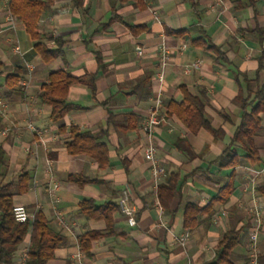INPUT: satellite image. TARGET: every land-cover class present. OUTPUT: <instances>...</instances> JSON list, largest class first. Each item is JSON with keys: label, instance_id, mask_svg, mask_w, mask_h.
Masks as SVG:
<instances>
[{"label": "crops", "instance_id": "0c3cea01", "mask_svg": "<svg viewBox=\"0 0 264 264\" xmlns=\"http://www.w3.org/2000/svg\"><path fill=\"white\" fill-rule=\"evenodd\" d=\"M7 1L0 0V61L6 64V71L18 60L29 64V74L18 89L9 94L5 87L0 89V96L8 102L6 115L0 117V130L9 127L6 136L0 135V145L8 154L7 179L24 167L29 169L33 173L31 187L14 196L15 204L24 205L32 217L43 210L53 226L63 228L56 217L57 207L72 228H63L68 243L56 249L48 264H75L78 236L89 229L106 231L104 220L80 214V201L93 198L98 205L117 202L126 186L134 194L137 224L130 225L126 216L116 211L114 233L93 242L92 257L85 256L87 264H203L215 256L225 230L243 226V241L234 255L238 264H246L249 220L252 224L249 208L257 193L247 184L243 167L235 170L230 200L215 205L219 222H214V215L189 231L184 227V208L190 201L208 204L231 180L233 168L221 167L216 159L229 145L240 121L241 107L234 101L239 93L237 79L242 80L243 74L253 77L264 52V39L260 41L256 32V27L264 29V0H195L196 7L185 0H145L146 7L134 1L84 0L83 8L74 7L72 0H54L52 10L40 23L44 32L63 42V55L51 63L35 53L34 41L8 14ZM113 9L122 20L113 19ZM129 25L143 27L135 33ZM168 30H186L188 38ZM203 33L206 42L219 50L192 43ZM163 43L172 54L161 82L157 72ZM49 44L55 46L54 41ZM183 44L185 48H181ZM138 47L142 55L137 54ZM197 60L201 61L199 68L185 70ZM60 68H68L74 75H95V90L85 83L70 86L68 99L74 106L65 123L107 130L102 139L110 149V164L105 168L84 154H69L65 146L68 134L58 132V125L49 118L50 107L38 101L48 73ZM181 85L206 100L212 125L224 132L217 139L205 128L193 132L185 120L168 114L163 103L164 119L155 129L157 155L166 168L160 183L171 173H178L180 179L171 211L164 209L160 214L140 122L158 92L163 102H180ZM30 122L41 129V138L27 129ZM256 140L264 156V132ZM78 173L92 181L79 184L69 179ZM52 180L60 185L56 204L48 192ZM205 218L207 215H202L201 219ZM161 221L164 226L158 225ZM186 232L189 236L182 245L178 237ZM263 247L264 217L261 250ZM23 251L16 264H23Z\"/></svg>", "mask_w": 264, "mask_h": 264}, {"label": "trees", "instance_id": "16d2710c", "mask_svg": "<svg viewBox=\"0 0 264 264\" xmlns=\"http://www.w3.org/2000/svg\"><path fill=\"white\" fill-rule=\"evenodd\" d=\"M120 3L134 1L139 7H146L145 0H118ZM196 7L195 0H185ZM254 2V0H250ZM54 0H8L7 11L21 23L30 38L34 41V51L45 63H51L57 57L63 55L62 40L48 34L41 29L43 16L52 10ZM76 8H83L84 0H72ZM113 19L122 17L113 9ZM133 32L137 33L143 27L141 25H129ZM173 35L188 38L186 30H168ZM260 41L264 39V29L256 27ZM202 37L192 39L195 45H207L219 50L213 44H208ZM49 41H54L55 46H50ZM221 55H224L222 52ZM264 52L259 57V67L253 77L243 74L244 78L237 79L239 93L234 101L240 105V121L235 127L231 140L226 149L218 156L216 161L221 167L233 168L231 180L219 189L216 197L204 206L190 201L184 208V227L191 231L204 221H211L215 215L217 203L226 204L234 189L236 168L244 165L261 166L264 156L257 144L256 138L264 132ZM6 64L0 61V89L6 88L7 94L18 89L22 80L28 76L27 64L18 60L11 71H6ZM95 75L86 73L74 75L68 68H60L48 73V81L43 83L38 94V101L42 105L50 107L49 118L58 125L59 133H67L65 142L69 154H84L98 163L100 168L110 164V149L108 143L102 138L107 130L82 129L78 125L67 126L65 117L74 106L69 99L70 86L74 83H85L95 90ZM183 98L180 102L168 100L165 103L168 114H176L186 121L188 129L197 132L201 128L209 130L217 139L224 132L222 128H215L206 113V100L201 96L192 94L185 85H181ZM143 120V119H142ZM141 120V122H142ZM0 120V124H1ZM140 122V123H141ZM137 126V124H135ZM134 126V127H135ZM8 154L3 144L0 145V264H16V258L22 250H26L23 264H48L55 257L56 249L68 243V235L63 228L53 226L43 210H39L36 216H30L26 221H17L13 214L16 205L14 196L26 193L32 184L33 173L26 167L7 179ZM71 181L79 184L92 181L82 173L71 174ZM180 176L171 173L166 181L157 187L156 197L165 210L171 211V203L177 194ZM257 195L264 199V179L256 186ZM80 214L87 219L104 220L106 231L86 230L78 236V243L86 257H92L93 242L102 236L113 234L115 231V213L119 210L118 201H109L103 205L96 204L93 198H84L80 201ZM206 214L207 218L201 219ZM249 225L252 226L251 220ZM249 227V226H248ZM246 226L232 227L225 230L216 244L215 256L203 264H238L234 259V249L242 243L243 232ZM24 252V251H23ZM260 264H264V247L261 250Z\"/></svg>", "mask_w": 264, "mask_h": 264}, {"label": "built area", "instance_id": "2783aa9c", "mask_svg": "<svg viewBox=\"0 0 264 264\" xmlns=\"http://www.w3.org/2000/svg\"><path fill=\"white\" fill-rule=\"evenodd\" d=\"M9 14V13H8ZM10 15V14H9ZM154 16L159 20V16L156 11H154ZM11 18H13L10 15ZM186 44H183L181 48H185ZM19 52V48L16 49ZM142 48H137V54L142 55ZM172 50L171 48L163 43L160 47L159 60H158V79L163 82L165 77V70L170 62ZM29 66V64H27ZM201 66V61L197 60L196 62L187 65L185 70L190 71L192 68H199ZM163 106V99L160 92L156 94L150 103L147 113L143 118L140 128L142 134L145 138V143L143 147L144 156L149 163L150 171L152 178L154 180L155 192L157 187L161 182V179L166 175V168L163 165L162 161L157 155V145L155 142V129L156 127L163 122V116L161 115V109ZM8 109V102L2 96H0V117L6 115ZM27 129L42 137V131L38 127L34 126L31 122L27 124ZM9 132V127H4L0 130V135L6 136ZM50 164V162H49ZM243 170L247 177V184L252 185V189L255 191L256 186L264 179V163L261 166L253 165H244ZM52 186L49 187L48 192L49 196L52 199V202L55 204L59 201L58 190L60 188L59 182L52 180ZM155 204L159 209V213L164 212V207L160 203L159 199L156 197ZM119 210L126 216L130 225H136V211L137 205L135 203L133 191L129 186L124 187L122 193L118 199ZM56 217L58 218L59 224L66 230H72L71 224L63 217L62 213L58 210L57 207L54 208ZM264 199L260 198L258 195L254 197V203L249 208L250 215L252 217V226L249 231V237L247 242V263L246 264H260L259 258L261 254L260 248V233L263 226V217H264ZM226 213V211H223ZM13 214L17 221H26L30 216V212L24 205H15L13 207ZM221 217L215 215L213 217L214 222H219ZM159 226H164V223L161 221L158 223ZM189 233H184L181 237H178V240L182 245L185 244L186 239L188 238ZM26 255V250L23 252L22 260L24 262ZM75 264H87L86 257L81 250L78 240H77V252L74 255ZM189 264H192L189 262Z\"/></svg>", "mask_w": 264, "mask_h": 264}, {"label": "rangeland", "instance_id": "374dc122", "mask_svg": "<svg viewBox=\"0 0 264 264\" xmlns=\"http://www.w3.org/2000/svg\"><path fill=\"white\" fill-rule=\"evenodd\" d=\"M233 259H234L237 263L240 262V260H239L235 255H233Z\"/></svg>", "mask_w": 264, "mask_h": 264}]
</instances>
